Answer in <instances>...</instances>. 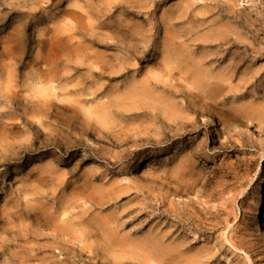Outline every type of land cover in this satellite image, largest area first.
<instances>
[{"label": "rangeland", "instance_id": "1", "mask_svg": "<svg viewBox=\"0 0 264 264\" xmlns=\"http://www.w3.org/2000/svg\"><path fill=\"white\" fill-rule=\"evenodd\" d=\"M260 112L264 0H0V264H264Z\"/></svg>", "mask_w": 264, "mask_h": 264}, {"label": "bare ground", "instance_id": "2", "mask_svg": "<svg viewBox=\"0 0 264 264\" xmlns=\"http://www.w3.org/2000/svg\"><path fill=\"white\" fill-rule=\"evenodd\" d=\"M257 116L258 117L256 120L264 121V113L263 112L258 113ZM178 118L179 117H177V116H173V117H171L170 121L174 125H176L177 121H179ZM254 129L256 132H258L264 136V132L261 129H259L258 127H256V128L254 127ZM185 135H186V132L181 134V136H185ZM176 137H177V135H175V132H171L170 135H168V142L174 143ZM133 154H136V153L134 152V153L128 154V156L129 155L131 156ZM187 158H189V157H187ZM186 168L187 167H186L184 161L179 163L177 166L174 167L175 172L179 169V172L181 175H183L186 172ZM175 172L172 173L173 175H172L171 179H175V177H176ZM259 174L260 175L262 174L261 168L259 170ZM188 187H190V186L188 183H186L185 188H188ZM263 193H264V186H263ZM195 205L196 204H194V206ZM168 213L170 214V216L176 217L175 215H177V211L174 208L173 203H170V209L168 210ZM257 220H258V225L255 228L254 235H255L257 242L264 248V203H263L261 211H259ZM182 222H183V220L181 219L180 223H182ZM184 224H186V223H184ZM162 239H163V237H161L159 234L157 237V240L154 242V245H153V250H154L155 255H158V257H159L160 254L163 253V256H164V261H162L163 263L159 262L156 264H200V262L196 261V259L194 257H192L191 255H188L184 252V249H185L184 243L171 242L170 245H167L165 247L164 244L162 243L163 242ZM228 242L230 243V245L233 246V243L231 242L230 239H228ZM154 264H155V262H154Z\"/></svg>", "mask_w": 264, "mask_h": 264}]
</instances>
